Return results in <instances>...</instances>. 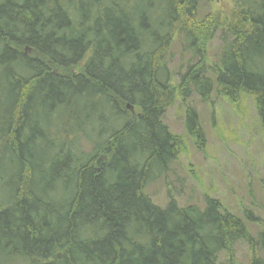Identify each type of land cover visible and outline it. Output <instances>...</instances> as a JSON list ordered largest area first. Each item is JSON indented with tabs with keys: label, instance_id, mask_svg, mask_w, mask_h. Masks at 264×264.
Listing matches in <instances>:
<instances>
[{
	"label": "trees",
	"instance_id": "obj_1",
	"mask_svg": "<svg viewBox=\"0 0 264 264\" xmlns=\"http://www.w3.org/2000/svg\"><path fill=\"white\" fill-rule=\"evenodd\" d=\"M200 1L0 0V264H221L237 241L264 264V229L217 199L160 207L144 191L176 158L162 117L177 91L251 95L264 146V0H231L211 76L171 83L175 35L199 52ZM185 128L202 136L191 107Z\"/></svg>",
	"mask_w": 264,
	"mask_h": 264
},
{
	"label": "rangeland",
	"instance_id": "obj_2",
	"mask_svg": "<svg viewBox=\"0 0 264 264\" xmlns=\"http://www.w3.org/2000/svg\"><path fill=\"white\" fill-rule=\"evenodd\" d=\"M231 0H202L195 12L194 33L199 52L191 56L183 50V36L175 35L166 52L171 83L176 86L187 68L199 69L211 76V66L218 62L220 26L230 22ZM203 102L193 91L187 98L175 92L172 104L165 110L163 123L180 144L168 170L144 189L151 201L164 207L170 200L177 205L202 207L204 197L217 199L221 205L246 222L251 235L264 229V146L253 97L240 93L234 100L211 93ZM187 107L195 110L202 133L191 135L185 128ZM251 211L258 222H249L244 211ZM253 250L243 241L232 246L231 254L220 253L226 264L232 257L246 264Z\"/></svg>",
	"mask_w": 264,
	"mask_h": 264
}]
</instances>
